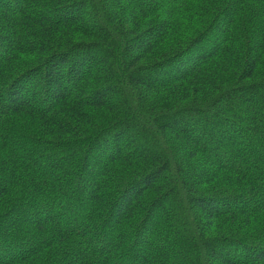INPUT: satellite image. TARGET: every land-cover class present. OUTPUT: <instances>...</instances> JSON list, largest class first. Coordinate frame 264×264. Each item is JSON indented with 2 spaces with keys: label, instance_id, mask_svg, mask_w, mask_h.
I'll list each match as a JSON object with an SVG mask.
<instances>
[{
  "label": "trees",
  "instance_id": "trees-1",
  "mask_svg": "<svg viewBox=\"0 0 264 264\" xmlns=\"http://www.w3.org/2000/svg\"><path fill=\"white\" fill-rule=\"evenodd\" d=\"M0 264H264V0H0Z\"/></svg>",
  "mask_w": 264,
  "mask_h": 264
}]
</instances>
